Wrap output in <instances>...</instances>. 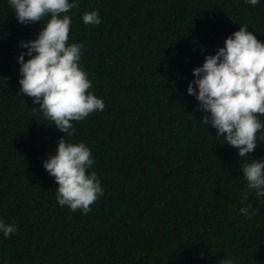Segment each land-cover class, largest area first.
<instances>
[{"label":"trees","instance_id":"trees-1","mask_svg":"<svg viewBox=\"0 0 264 264\" xmlns=\"http://www.w3.org/2000/svg\"><path fill=\"white\" fill-rule=\"evenodd\" d=\"M92 10L99 25L83 23ZM67 15L68 43L84 45L80 63L105 103L72 137L19 91L20 41L48 17L21 24L0 0V219L18 229L0 232V264H264V197L252 190L242 203L241 167L264 160V130L240 158L187 92L193 69L242 25L264 42V0H79ZM61 137L95 160L103 195L87 214L59 205L43 167Z\"/></svg>","mask_w":264,"mask_h":264},{"label":"clouds","instance_id":"clouds-1","mask_svg":"<svg viewBox=\"0 0 264 264\" xmlns=\"http://www.w3.org/2000/svg\"><path fill=\"white\" fill-rule=\"evenodd\" d=\"M247 2L255 6L260 0ZM8 3L21 24L42 22L48 17L36 39L20 41V47L27 51L18 56L19 91L39 105L34 109L51 120V125L72 137L77 131L74 122L105 109L103 99L91 91L92 81L80 63L84 45L68 43L72 21L67 13L79 7V0ZM82 20L85 25L101 23L98 10L84 12ZM247 29L248 25H242L214 55H207L202 66L193 69L195 79L187 87L188 94L195 96L199 109L206 113L201 124L215 128L216 135L235 147L240 158L255 151L257 133L264 130V121L257 115H264V42ZM25 55L29 59L25 60ZM42 163L58 184L55 194L61 207L87 214L103 195L97 174L89 172L95 160L84 142L71 143L61 137L55 155ZM241 167L248 189L242 194V203L252 190L264 197V160L244 161ZM240 213L251 216L256 210L245 205ZM17 231L15 224L0 219V232L5 237ZM219 264H234V258L221 259Z\"/></svg>","mask_w":264,"mask_h":264}]
</instances>
